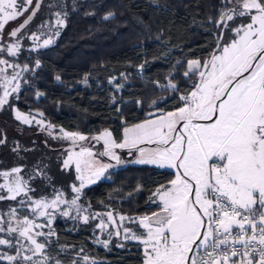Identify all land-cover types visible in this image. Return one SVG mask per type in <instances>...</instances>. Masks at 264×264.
Instances as JSON below:
<instances>
[{
  "label": "snow or ice",
  "instance_id": "snow-or-ice-1",
  "mask_svg": "<svg viewBox=\"0 0 264 264\" xmlns=\"http://www.w3.org/2000/svg\"><path fill=\"white\" fill-rule=\"evenodd\" d=\"M32 3L33 0H0V40L6 24L28 12ZM38 9L39 3L32 15L9 33L10 38L18 37ZM56 16V24L64 25L60 14ZM237 18H248V22L231 29L235 36L230 42H220L221 32L209 59L187 62L183 75L191 80V87L179 96L174 110L161 111L154 119L124 128L121 141L107 130L101 132L92 139L103 141V151L94 153L90 147L81 146L63 162L65 167L75 162L80 185L72 186L74 193H79L85 183L103 178L110 168L129 162L117 149L127 150L134 157L131 163L176 170L173 179L152 193V203L158 210L139 218V227L144 231L123 227L125 240H136L144 246V264H264V0H224L219 19L211 22L223 29ZM31 38L39 39L35 33ZM50 43L51 39L43 41L45 46ZM19 47L16 39L0 44V52L16 56ZM0 65L19 67L6 59H0ZM6 68H0V79L4 81L0 105L7 103L11 92L20 90L21 73L30 71L25 65L9 78ZM171 79L167 87L179 91ZM16 118L32 122L20 113ZM64 137L86 140L77 132H64ZM144 144L155 147H142ZM20 172L18 167L11 173L0 172L5 180L0 184V193L7 191V195L0 194V200L17 201L19 197L20 207H27L31 216L16 207L0 214V234H4L0 246L15 251L14 255L0 251V261L48 264L50 256L45 248L55 233L50 227L47 232L38 230L51 225L48 210L55 211L69 203L78 214L83 209L77 203L78 196L67 201L59 192L50 200L33 199L28 181L12 175ZM61 214L68 216L69 212L64 209ZM106 215L114 222L111 211ZM37 217L45 218L46 223H38ZM89 219L83 217L85 223ZM125 219L121 214L120 220ZM97 227L104 229L108 224L101 220ZM121 227L117 225L116 236ZM102 243L107 247L109 240ZM83 259L87 264L88 257Z\"/></svg>",
  "mask_w": 264,
  "mask_h": 264
},
{
  "label": "trees",
  "instance_id": "trees-1",
  "mask_svg": "<svg viewBox=\"0 0 264 264\" xmlns=\"http://www.w3.org/2000/svg\"><path fill=\"white\" fill-rule=\"evenodd\" d=\"M49 3L65 21L55 42L35 51L21 42L16 56L0 52V59L30 69L21 73L20 90L0 106V169H39L43 178L53 177L55 183L61 159L54 151H63L65 145H50L43 130L42 142H36L33 132L14 118L12 108L38 111L52 126L89 137L103 129L118 137L124 125L144 118L162 98L157 108L174 110L179 95L191 87L183 75L187 61L209 59L216 49L221 31L211 21L218 20L224 0H43L36 16ZM23 31L17 38L2 37L0 44L19 40ZM170 77L179 91L167 87ZM62 172L69 186L74 174ZM173 177L167 169L123 164L108 178L83 188L81 198L94 210L109 207L129 215H151L158 209L149 196ZM33 183L46 185L38 179ZM93 230L73 219H57L55 235L45 249L48 264H74L79 252L96 260L87 264H143L140 243L106 250L90 242Z\"/></svg>",
  "mask_w": 264,
  "mask_h": 264
},
{
  "label": "rangeland",
  "instance_id": "rangeland-1",
  "mask_svg": "<svg viewBox=\"0 0 264 264\" xmlns=\"http://www.w3.org/2000/svg\"><path fill=\"white\" fill-rule=\"evenodd\" d=\"M34 1L35 0H33V3L31 6H33ZM46 7H47V9H44L42 12H39L38 16H36L34 21L28 27H26L21 34V37L19 39V43L26 42V46H25L26 49L35 51V50L42 49V48H45V47L52 45L55 42L60 30L64 26V25L61 26V25L56 24V19H57L56 13H59L60 18L64 19L61 15L60 10L58 8H53V5L50 3L47 4ZM224 10L227 11V8H225ZM220 11H221V9L219 10V12ZM27 13L25 12L24 15L19 17L18 19L8 22L5 26V28L3 29V37L8 36L11 29H13L27 15ZM247 22H248V18H237L234 22H229L230 27L223 28V29L220 28V31L223 32V41H229L230 42L231 39L234 38V36H235V33L231 29L234 27L240 26V24H242V23H247ZM33 33H35L39 37L38 40H33L31 38ZM45 39H51L52 43L45 46L43 44V41ZM194 60H197V59H194ZM14 64L19 65V67L13 69V68H6L5 65H0V68H6V74L9 76V78L11 77V75L14 72H20V70L22 68L20 64H18V63H14ZM185 69H187V63L185 65ZM20 78H21V76L18 79L20 80ZM113 84H114L113 85L114 88L120 89V85H118L116 83H113ZM14 86L15 85H11L10 87H14ZM3 93H4V81L2 79H0V97L3 96ZM12 93H14V92H11V94ZM10 95L7 97V101H8V98L10 97ZM160 100H163V98ZM160 100L155 101L153 103V110H151L150 112H147L146 116L144 118H142L138 121L132 122L130 124L124 125L120 129V134L118 137L110 129H103L101 132H104L107 130V131L112 133L114 139H116L117 141H121L123 139V136H124V128H126V127L131 128L133 125L143 123L146 119H150V118L154 119L157 115H159V113L161 111H163V112L172 111V110H161V109L157 108V104L159 103ZM12 111H13L14 118L17 121H19L21 124L25 125V127L30 129L31 132H33V136L36 139V142H38V143L42 142L43 137L41 136L39 131L43 130V131H46V133L48 135L50 145H79V146H74L72 148H69V149H66L63 151L62 150L54 151L55 158L59 159V157H60V159H61V169L58 172L57 179H56L55 183L53 181H51V179L53 177L43 178L39 169L38 170L37 169H31L28 171L26 169L23 170L22 166H19V165L12 166V167H9L7 169H0V172L8 171L9 173H11V170L13 168H17V167L20 168L21 172L19 174L14 173L12 175L13 176L18 175V176L22 177L24 180L28 181L29 187L31 189H33V191L29 193V195L32 196L33 199L45 198V199L50 200V199L54 198V196L57 192L62 193L63 195L61 198L65 199L67 201H71L73 198H75L77 196L79 197L77 203L80 206V208L83 209V211L79 212V214H78L76 208L73 207L70 203L68 205L61 204L59 206V208L56 209L55 211H53L52 209H49L48 211L52 214L51 225L48 227H45L43 229H38V230L47 232V231H49V227H50L51 230L54 232V222L57 219H73V220H76L78 222H81L82 224H85V225H88V226L94 228L93 238L90 239V242L96 247H101L103 249L108 250L111 246L123 248L126 245V243L130 242V241L139 243V241L132 240V239L125 240L124 239V233H123V227H128V228H130L133 231H136L138 233L143 232L144 230L139 227L138 221H139L140 217H143L145 215H129L126 213H121L119 211H113L109 207L104 208V209H100V210L92 209L89 206V204L81 198V192H82L83 188L90 186L94 183H91V184L85 183V186L80 190L79 193H74L72 191V186L75 185L76 187H79L80 181H78L76 179L77 172L75 169V162L73 161L72 164H70L68 167H65L64 163H63L64 160L67 159L70 152H79L80 147H81L80 145H82L83 147H90L94 153H99V152L103 151V141L101 140V141L97 142L94 139H92L93 137L86 136L80 132H77V133L84 135L86 137V140H84V141H80V140L73 141L71 139L64 137V132H70V131H66V130L52 126L48 122V120L43 115H41V113L38 111L22 112V111L17 110L16 107H13ZM17 113L28 116L32 122L31 123H24L22 120H18L16 118ZM36 121H42V123L38 124ZM61 130H63V131H61ZM101 132H99L98 134H100ZM141 146L146 147V148L155 147V145H153V144H144ZM116 151L121 155L123 160L129 161V162L124 163V164L138 165V164L130 162L132 159H134V157H130L128 155L127 150L117 149ZM100 159L104 160L107 163H112V164L115 163L114 161H109V159L107 157H100ZM59 165H60V163H59ZM122 165L110 168L108 170V172L105 174V176L103 178H101L100 180L108 178V174L111 171H114V170L120 168ZM154 167L159 168V169H167L169 171H172L174 174V177H175V172H176L175 169H169L166 167L160 168L158 166H154ZM63 170H64V172L65 171H67V172L71 171L74 174L73 181H71L69 183V186H68V182H65L63 180V174H62ZM38 175H39V178H36V177H38ZM37 179L44 181V183L46 184L45 187H38L36 184H34L33 181H35ZM60 181H63V182H60ZM4 182H5L4 177L0 176V184H3ZM64 182H65V184H64ZM38 184H39V182H38ZM59 184H64L63 185L64 187L60 188V186H58ZM155 190H154V192H155ZM0 194L7 195L6 189ZM19 199L20 198L18 197L17 201H12V200H7V199L0 200L2 202L0 204V214L7 213L8 210L10 209V207H16L20 213L27 214V215L31 216V212L27 209V207H24V208L20 207V205L18 203ZM149 203L156 206L155 203H152V194L149 196ZM64 209L68 210V212H69L68 216H64L61 214V210H64ZM109 211H111L113 213L114 222L108 220L106 213H108ZM121 214L126 217V219L123 221L120 220ZM78 216H79V218H77ZM84 216L90 217V219L87 223H85L83 221ZM91 217H95V218H91ZM4 218L7 219L6 216ZM21 218H22V216H21ZM36 219H37L38 223H46L45 218L37 217ZM101 220H103L106 224H108L107 228L100 229L97 227V225L100 224ZM132 220H135L136 223H132L131 222ZM117 225H122V227L119 229L120 230L119 236L115 235V233L117 231ZM109 233L112 234L111 238H109ZM3 235L4 234H0V237H2ZM53 237H54V235L49 238V240L47 241V245L52 242ZM38 239H40L43 242L42 237H39ZM104 240H109L107 247H105L104 244L102 243V241H104ZM141 248H142V252H143V259H145L144 246L142 244H141ZM0 251L9 252L10 254H13V255L15 254L14 249H8L5 246H0ZM85 256H87V255L86 254H80V252H79L77 255H75V259H79L80 262H85L83 259ZM87 257H88L87 262H89V263H93L96 261L94 258H91L89 256H87ZM3 262H5L7 264V261H3ZM73 262H75V260ZM143 264H144V260H143Z\"/></svg>",
  "mask_w": 264,
  "mask_h": 264
},
{
  "label": "water",
  "instance_id": "water-1",
  "mask_svg": "<svg viewBox=\"0 0 264 264\" xmlns=\"http://www.w3.org/2000/svg\"><path fill=\"white\" fill-rule=\"evenodd\" d=\"M42 1H43V0H35V1H34V4H33V6H32V8H31L30 11L27 13V15H26V16H25V17H24V18H23V19H22V20H21V21H20V22H19V23L13 28V29L19 27V25L22 24V23L24 22V20H26V19L28 18L29 15H32V10H33V9H36V7H37V3H39V9H40V6H41V4H42ZM39 9L35 12L34 17L36 16V14H37V12L39 11ZM34 17H33V19H34ZM33 19H32V20H33ZM32 20H31V21H32ZM31 21H30V22H31ZM25 28H26V27H25ZM25 28H24V29H25ZM13 29H11V31H12ZM22 30H23V29H22ZM22 30H21V31H22ZM11 31H10V32H11ZM10 32H9V33H10ZM18 34H19V33H18ZM8 36H9V34H8ZM9 37H10V36H9ZM74 146H79V145H65V146H61V149L66 150V149L72 148V147H74Z\"/></svg>",
  "mask_w": 264,
  "mask_h": 264
},
{
  "label": "built area",
  "instance_id": "built-area-1",
  "mask_svg": "<svg viewBox=\"0 0 264 264\" xmlns=\"http://www.w3.org/2000/svg\"><path fill=\"white\" fill-rule=\"evenodd\" d=\"M180 95H181V94H180ZM180 95H179V96H180Z\"/></svg>",
  "mask_w": 264,
  "mask_h": 264
}]
</instances>
